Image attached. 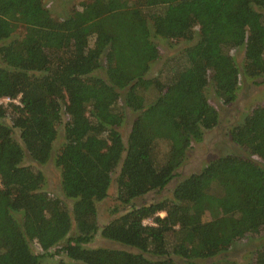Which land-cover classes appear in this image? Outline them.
<instances>
[{"label": "trees", "instance_id": "1", "mask_svg": "<svg viewBox=\"0 0 264 264\" xmlns=\"http://www.w3.org/2000/svg\"><path fill=\"white\" fill-rule=\"evenodd\" d=\"M153 38L194 42L146 79L159 59ZM263 75L264 0H81L60 19L43 0H0V100L10 101L0 102V264H40L54 254L71 262L54 264H202L259 235L264 104L228 131L244 155L210 160L167 198L132 202L162 190L217 124L208 86L228 106L241 79ZM58 124L62 143L53 154ZM52 154L70 211L42 190L43 174L23 164L27 157L44 165ZM111 183L121 212L113 210L99 235L122 248H89L96 204ZM252 254L250 264H264V239Z\"/></svg>", "mask_w": 264, "mask_h": 264}, {"label": "rangeland", "instance_id": "2", "mask_svg": "<svg viewBox=\"0 0 264 264\" xmlns=\"http://www.w3.org/2000/svg\"><path fill=\"white\" fill-rule=\"evenodd\" d=\"M81 0H43V6L50 12L55 19H60L73 7L77 8L78 3ZM153 42L159 48V59L150 66V69L146 75V79H152L161 69V67L167 62L173 63L179 58V54L182 49L187 48L193 42H185L183 40H163L160 38H153ZM90 45L93 44V38L89 41ZM95 44V43H94ZM98 48V43L95 44ZM235 63L240 66L242 62L241 52L233 53ZM161 77V76H160ZM205 95L208 102L214 106L217 111V124L210 131L204 133L202 140L199 143H195L186 153V158L183 164L175 171V176L168 184L160 191L149 192L134 200V205L147 204L149 202L160 200L161 198H167L170 196V191L175 182L188 176L191 173L198 172L205 164L210 160L226 155H244L242 149L231 142L228 137V131L231 127L240 124L243 119L249 114L252 107L255 105L264 104V75L257 79H241L236 91L235 100L228 106H222L218 99H216L208 86ZM146 100L153 98L149 92L144 93ZM4 104L5 100H0ZM63 115L62 120L65 121ZM131 121L130 113L125 110V120L119 132L125 141L126 134L129 130ZM56 137L53 142V154L56 149L62 143V124L56 126ZM17 130H13V136L17 137ZM166 151V146L158 142L154 154L159 161L163 160V155ZM53 154L51 158L44 164L38 165L31 162L27 157L24 158V165H31L33 168L39 170L44 176V185L42 190L47 192L50 196L61 200L65 208L70 211L71 202L63 198L59 188L58 170L53 165ZM115 185L111 183L107 190V196L102 201L96 204V225L97 230L92 241L87 245L89 248H122L119 245L104 240L100 237L99 232L102 226H104L109 220L113 218L112 213L114 209L121 212V209L115 202ZM161 215V214H160ZM208 218L207 214L203 215V219ZM146 223V222H145ZM69 235H74V227L71 226ZM264 239V230L255 237H245L235 241L230 248L218 254L212 259H208L202 264H250L252 260L253 250L259 246ZM31 251L33 254H41L40 250L31 245ZM52 253V252H51ZM58 259L71 263L66 260L63 254L54 256L44 255L40 258V264H54ZM178 264H183L179 260H176ZM75 264V263H74Z\"/></svg>", "mask_w": 264, "mask_h": 264}, {"label": "built area", "instance_id": "3", "mask_svg": "<svg viewBox=\"0 0 264 264\" xmlns=\"http://www.w3.org/2000/svg\"><path fill=\"white\" fill-rule=\"evenodd\" d=\"M18 98H19V97H16V99H15V100H12V102L15 103V104H18ZM2 100H5V101H3V102H5V103H6V102H10L8 99H2ZM0 102H1V101H0Z\"/></svg>", "mask_w": 264, "mask_h": 264}]
</instances>
